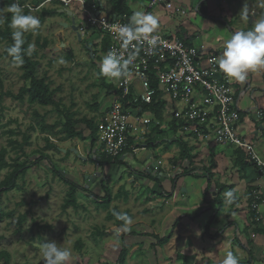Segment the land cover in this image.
<instances>
[{
    "label": "crops",
    "instance_id": "crops-1",
    "mask_svg": "<svg viewBox=\"0 0 264 264\" xmlns=\"http://www.w3.org/2000/svg\"><path fill=\"white\" fill-rule=\"evenodd\" d=\"M84 1L87 7L94 5L99 13L108 15L106 7L111 0ZM164 1L173 4L175 9L168 10L164 5L158 4L150 9L153 0H127V6L132 17L136 11L155 14L159 18V26L155 33L177 37L185 45L196 47L204 64L210 57L217 59L223 51L225 41L235 31L244 29V22L252 21L250 16L248 20H243L239 15L247 0ZM204 3L206 5L202 6ZM26 4L40 7L38 11L30 12L32 15L38 18L45 16L39 33L45 32L43 28L46 26V32L54 33L58 38L59 44L55 47H52L50 43L47 48L45 45L48 40H44L42 44L44 49L55 52L57 47L62 45L70 49L72 56L75 57L74 49L69 46L71 45L69 39L64 36V31L58 24L57 16L64 12L59 9V4L53 0H28ZM73 6L74 8H69L68 11L73 14V18L76 14L72 9L75 12L77 10V13L80 12L77 15L82 21V13L79 11L82 7L78 4ZM177 8L185 10L186 14L178 12ZM234 25H236L235 28ZM62 26L74 32L69 25L62 24ZM77 35H79L78 32ZM83 37L89 38L88 50L92 58L94 57L92 48L96 46L104 55L102 48L106 37L101 32L93 29L86 35H81L79 40L82 41ZM231 80L238 91H245L240 102L242 110L240 133L254 143L258 153L264 158V126L257 125V120L249 115L255 109L264 111V69L250 71L244 82ZM104 85L105 95L100 99L96 97L98 104L94 119H88L97 126L106 118L115 98L113 90H109L106 82ZM25 101L27 102V99ZM158 103L162 107L161 118L157 115V110L141 112L145 119L151 121V134L144 133L137 143L141 149H145L139 151L145 155L144 165L137 163L134 155L122 157L123 164L108 165L101 170L98 169V163L92 159L94 150L91 147L90 128L83 123L85 119L77 118L74 113L76 110L70 114L73 121L79 122L75 130L83 134L84 140L58 136L61 145L59 150L64 155L63 158L69 159L73 156L75 159V155L77 158L79 156L78 159L81 162L78 161L76 169H81L83 178L102 172L101 178L91 185H95V195L91 194V188L89 191L78 190V204L81 203L80 196L88 200V207L86 206L90 210V215L87 213L88 216L106 215L113 209H117L120 213H129L132 216L131 225L119 230L131 236L133 233H141L165 238L173 232L171 241L163 247H157L156 251L162 250L166 255L174 250L173 252L183 259V264H222L229 250L237 254L239 260L248 261L249 255L252 254L254 258L252 264H264V179L261 174L252 165H248L244 171L241 170L236 163V153L239 150L236 147L218 144L210 139H189L181 134L173 128L171 111L174 104L171 99L166 94H162L156 104ZM157 123L162 124V127H158ZM83 126L85 128L80 130L79 127ZM160 137L162 139H159ZM176 140L178 143H173ZM76 141L82 142L85 146L79 145V148H76ZM67 144L71 145V148L66 147ZM185 146L194 158V164L188 173L183 171L184 164L187 162L182 158ZM99 149L97 143L95 149L97 154L100 152ZM154 165L162 169L156 176H153L152 171L151 174L147 171ZM208 169L212 174L211 182L206 176ZM126 173L129 175L127 180H125ZM146 173L154 179L147 177ZM124 181L126 186L123 185ZM126 187H130L131 190H127ZM141 189H145L147 194H139ZM107 190L112 195L110 205L104 210L95 208V205L103 204L102 199L106 197ZM229 191L234 193L235 199L226 196ZM219 199L223 204L222 211L212 222L215 211L219 209ZM89 200L95 202L91 203ZM82 208L81 210H84ZM178 220L179 224L174 228ZM110 222L115 224L114 221ZM210 222L212 223L207 231ZM132 226L142 231H134ZM135 238L139 239L137 244H142L143 241L140 242V240L143 237ZM158 257H160L159 253ZM162 258L165 260L167 257Z\"/></svg>",
    "mask_w": 264,
    "mask_h": 264
},
{
    "label": "rangeland",
    "instance_id": "rangeland-1",
    "mask_svg": "<svg viewBox=\"0 0 264 264\" xmlns=\"http://www.w3.org/2000/svg\"><path fill=\"white\" fill-rule=\"evenodd\" d=\"M245 3L254 13L250 15L251 23L249 20L248 23H243L244 29L247 30L259 15H264V0H247ZM59 6L61 10L68 9ZM72 10L76 14V24L80 25L82 21L77 15L80 12ZM7 14L8 7L0 9V17L4 18L0 23L2 29ZM57 17L60 29L64 31V36L71 43L69 46L75 51L73 60L69 56L72 51L65 46L57 47L55 52L47 51L48 44L51 43V46L55 47L59 42L54 33L46 32V26L43 33L29 31L24 35V39H29L30 45L33 46L31 53L36 54V60L40 63L38 76L47 78L51 89L55 91L57 108L31 106L26 101L20 102L16 99L21 88L28 83L22 79L21 64L12 63L5 55L7 43L0 42V98L4 96L0 100V149H6L9 163V168L0 171V252L11 255V264H44L40 253L41 245L54 240L71 249L72 258L69 264H117L125 243L129 247L127 264H183V259L176 255L174 250L166 255L162 250L156 251L155 254L151 248L154 242L146 237V234L140 240L143 241L140 245L137 244L139 239L130 234L123 242L125 232H121L122 229L108 221L107 214L87 215H90L88 200L81 196L82 205L79 204L81 207L78 210H64L70 188L57 172L78 184H83L87 191L91 188V194L95 195L96 189L95 185L87 188L88 176L83 178L81 169H76L78 161L81 162L79 156L77 158L75 155V159L73 156L69 159L63 158L64 155L59 150L61 145L58 136L66 137L63 126L66 116L74 110L78 119H94L97 99L106 92L104 83L109 87L112 78L104 77L100 72V63L104 56L100 48H92V58L88 50L89 38L83 37L80 41L77 32L62 26L66 24L71 27L72 18L65 12ZM51 37L54 38L49 40ZM44 40H48L45 49L42 45ZM257 110H253L249 115L257 120V125L264 126V117L258 120ZM50 127L53 129H48ZM80 128L84 129L85 126ZM79 145L85 146L76 141V148H79ZM66 147L71 148V145L67 144ZM144 158L145 155L140 152L134 156L135 161L142 165L146 163L144 161L143 164ZM16 169H24V173H19L14 189L4 191L3 184ZM128 176L126 173L125 180ZM123 185L126 186L125 181ZM126 188L131 190L130 187ZM139 194L146 195L147 191L141 189ZM82 206L84 210H81ZM107 207L108 204L105 203L95 205V208L100 210ZM135 227L131 228H134V231H142ZM100 233L103 235L100 236ZM162 257L167 258L164 260ZM3 263L1 260L0 264Z\"/></svg>",
    "mask_w": 264,
    "mask_h": 264
},
{
    "label": "built area",
    "instance_id": "built-area-1",
    "mask_svg": "<svg viewBox=\"0 0 264 264\" xmlns=\"http://www.w3.org/2000/svg\"><path fill=\"white\" fill-rule=\"evenodd\" d=\"M53 1L68 9L74 4L80 5L82 22L76 24L78 33L84 36L90 30H98L109 39V50L116 51L124 59H131L127 76L112 78L114 102L98 125L100 153L117 158L134 156L145 150L137 143L144 133L151 134V121L141 115V106H150L166 94L174 104L171 121L176 123L181 134L189 139H210L245 150L250 164L264 179V158L254 143L239 131L240 102L245 91L236 89L234 82L219 69L216 58L210 57L204 64L196 47L185 45L177 37L159 33H153L158 37L154 50L147 43L137 44L135 41L125 48L117 33L121 25L129 23L127 20L99 14L94 5L87 7L84 0ZM156 4L164 5L168 10L175 9L173 4L164 0H153L150 9ZM22 8L30 12L40 9L29 4ZM177 11L186 14L180 8ZM217 75L221 76L220 80ZM256 116L262 119L264 111L258 110ZM157 126L162 127V124L157 123Z\"/></svg>",
    "mask_w": 264,
    "mask_h": 264
},
{
    "label": "clouds",
    "instance_id": "clouds-1",
    "mask_svg": "<svg viewBox=\"0 0 264 264\" xmlns=\"http://www.w3.org/2000/svg\"><path fill=\"white\" fill-rule=\"evenodd\" d=\"M8 12L12 14L10 27L12 31L13 43L6 51L18 64L23 63L22 46L25 43L24 35L29 31H35L40 27V19L31 13H25L20 4L13 3L8 6ZM254 13L249 9L247 3L239 12L243 20H248ZM4 20L0 17V23ZM159 26V18L149 12L136 11L133 13L131 21L121 25L117 33L118 39L123 47L127 48L132 42L137 44L147 43L152 50L158 43V37L153 35ZM33 49L29 45V54ZM218 67L224 74L236 82H244L250 71L264 69V15H259L252 27L247 30L235 31L229 39L225 41L223 51L216 61ZM131 59H124L116 51L109 50L102 57L100 72L108 78L120 79L126 77ZM226 196L234 199V193L229 191ZM118 220H122L124 225H131L132 218L126 213L114 212ZM44 264H69L72 258V251L58 244L56 241L43 243L40 248ZM222 264H240L237 254L229 250Z\"/></svg>",
    "mask_w": 264,
    "mask_h": 264
},
{
    "label": "trees",
    "instance_id": "trees-1",
    "mask_svg": "<svg viewBox=\"0 0 264 264\" xmlns=\"http://www.w3.org/2000/svg\"><path fill=\"white\" fill-rule=\"evenodd\" d=\"M28 0H18V3L20 4L21 7L25 6ZM15 3V0H0V9H3L5 7H8L9 5ZM206 5V3L202 4V6ZM106 11L108 13L109 16H114L117 17L123 21L126 20H131L132 18V13L130 11V9L127 6V0H111L110 2H108L107 7H106ZM25 13H30V11L28 9H25L24 11ZM205 16H207L206 14H204ZM12 18V14L10 12H8L7 14V18L5 21V25L4 28H0V42L1 43H7L8 47L12 45L13 40H12V31L13 29L9 26L10 25V21ZM40 27L35 30V32H39L41 29V26L44 22L45 16H41L40 18ZM225 23L231 27V25L225 21ZM29 39H25V43L22 46V52H23V63L20 65V70L22 71V79L28 83L27 86L22 87L19 94L16 96V99L19 100L20 102H24L25 99L27 98V102L29 103V105H39L42 107H49V106H54V107H58V104L56 103L54 97H55V91L51 89V84L48 81L47 78L43 77L40 78L38 76V68L40 66V63L36 60V54L35 53H30L29 54ZM103 52L106 53L108 52V50L110 49V41L108 38L105 39L104 45H103ZM5 55L7 57L10 58V61L12 63H16L13 59L12 56H10L7 51H5ZM69 56L72 60V54L69 53ZM156 84H154L155 86ZM109 90H113V87L109 85ZM4 96L2 95L0 100L3 98ZM157 102L154 101V103L150 106H141L142 110L141 112H145V111H149V110H157V115L161 118V114H160V110L162 109L161 106H159V103L156 104ZM84 124H86L87 127L90 128L91 130V147L92 150L96 149V145H97V141H98V126L95 125V123L88 121V120H84L83 122ZM79 124L78 121H73V118L71 115L66 116V123L63 126V130L66 133V139H74V138H80L82 140H84V136L82 133L77 132L75 130L76 125ZM173 128L177 129L176 123H174ZM48 129H53V128H48ZM173 143H178V140L173 141ZM184 153H183V159L184 161H187L190 163V167L189 168H183L184 173H188L190 168L192 167V165L194 164V158L191 156L190 151L186 148V146L183 149ZM237 159H236V163L238 166H240L241 170L244 171L245 168L248 165H251L247 156V153L245 152V150L243 149H239L237 151ZM7 155V151L6 149H0V171L9 168V163L8 160L6 158ZM98 158H100V163H99V168L100 170L103 169L105 166L108 165H116V164H123V161L121 160V158L123 156L117 157V158H109L106 157L104 154L100 153L97 154ZM149 174H151L150 170H147ZM206 176L208 178V181L211 182L212 179V174L211 171L208 169L206 170ZM19 173H24V169L22 170H15L11 176H9L8 180L3 184L4 187V191H10L12 189H14V186L16 184L17 178ZM59 177L61 178L62 181H64L70 188L69 193L67 194V200L64 204V210L68 209V208H72L74 210H78L80 208L79 204H78V199H77V193L79 189H82L84 191H87V189H85L84 187L80 186L79 184H77L74 180L64 176L63 174H61L60 172H57ZM148 173H146L145 175L149 178L154 179L152 176H150ZM144 175V174H143ZM235 199V198H234ZM112 200V195L110 193L109 190L106 191V197L104 199H102V202L105 204H108V206L110 205V202ZM219 202V209L217 211H215V216L212 220V222L217 219V217L220 215L221 211H222V207L223 204L220 201V199L218 200ZM114 212H118L120 213L117 209H114L113 211L108 212L107 214V219L108 221H114L116 226L120 229H123L125 227L124 222L122 220H118L116 218V216L114 215ZM129 217H132L129 213H126ZM0 221H1V217H0ZM208 225L207 227V231H209V227L211 225V223ZM179 224V220L176 221L174 228L177 227V225ZM103 234L100 233V236H102ZM131 235V234H130ZM132 237H145V235L141 234V233H133ZM127 236H129V234L127 232L124 233L123 236V242H125V239L127 238ZM146 237H149L153 240V244L151 246L152 250L154 251V253L156 252V248L157 247H163L165 245H167L171 239L173 238V232L168 235L165 238H159L156 235H146ZM236 242L239 244V241L236 240ZM80 247H82L80 245ZM157 254V253H155ZM128 255H129V247L124 243L122 246V250L120 252V256H119V260L117 262V264H127V259H128ZM250 260L246 261V260H240V264H252V261L254 260L253 255L250 254ZM3 260L4 263L3 264H11V255L7 252H0V261Z\"/></svg>",
    "mask_w": 264,
    "mask_h": 264
},
{
    "label": "water",
    "instance_id": "water-1",
    "mask_svg": "<svg viewBox=\"0 0 264 264\" xmlns=\"http://www.w3.org/2000/svg\"><path fill=\"white\" fill-rule=\"evenodd\" d=\"M64 12H66L72 18V21H73L72 26H71L72 30L74 32H78V27L76 26V22H75V19L73 18V14L70 11H68V10H64ZM78 34H79L78 37L81 40V35H80V33H78ZM217 78L220 80L221 79V76L220 75H217ZM92 159H94L98 163V169H99L100 158H98L97 151L96 150H94V152H93ZM123 159L124 158H122V160ZM184 166H185V168H189L190 163L189 162H185ZM151 171L153 172L152 173L153 176H156L159 172L162 171V169H160V168H158L157 166L154 165V166H152L150 168V172ZM101 176H102V172H97L92 177H89V176L86 177L87 184H88V186H86V187L89 188L92 185V183H94L97 179L101 178Z\"/></svg>",
    "mask_w": 264,
    "mask_h": 264
}]
</instances>
